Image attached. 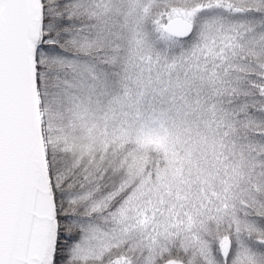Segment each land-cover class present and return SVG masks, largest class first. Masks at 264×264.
Instances as JSON below:
<instances>
[{
  "label": "snow or ice",
  "instance_id": "obj_1",
  "mask_svg": "<svg viewBox=\"0 0 264 264\" xmlns=\"http://www.w3.org/2000/svg\"><path fill=\"white\" fill-rule=\"evenodd\" d=\"M0 264H264V0H0Z\"/></svg>",
  "mask_w": 264,
  "mask_h": 264
}]
</instances>
